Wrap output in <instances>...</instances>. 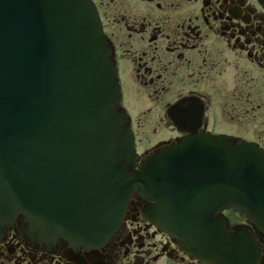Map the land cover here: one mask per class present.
Returning a JSON list of instances; mask_svg holds the SVG:
<instances>
[{
	"label": "water",
	"instance_id": "1",
	"mask_svg": "<svg viewBox=\"0 0 264 264\" xmlns=\"http://www.w3.org/2000/svg\"><path fill=\"white\" fill-rule=\"evenodd\" d=\"M109 56L90 0H0V237L23 221L40 240L102 246L135 191L156 202L153 216L192 252L253 264L250 239L226 236L227 220L214 214L232 209L264 232L261 150L211 137L169 145L135 169ZM209 162L214 203L194 205L205 185L184 204L181 177L187 168L207 176Z\"/></svg>",
	"mask_w": 264,
	"mask_h": 264
},
{
	"label": "flooded vegetation",
	"instance_id": "2",
	"mask_svg": "<svg viewBox=\"0 0 264 264\" xmlns=\"http://www.w3.org/2000/svg\"><path fill=\"white\" fill-rule=\"evenodd\" d=\"M90 1L116 69L135 168L168 145L211 137L256 145L264 156V0ZM200 170L181 177V202L190 205L188 192L206 185L192 196L207 208L214 203L210 162L207 176ZM155 206L133 192L117 230L90 248L40 240L16 221L0 237V264H219L186 248L153 216ZM219 216L227 220L225 235L248 237L245 244L257 250L251 261L264 264V232L232 209Z\"/></svg>",
	"mask_w": 264,
	"mask_h": 264
},
{
	"label": "rangeland",
	"instance_id": "3",
	"mask_svg": "<svg viewBox=\"0 0 264 264\" xmlns=\"http://www.w3.org/2000/svg\"><path fill=\"white\" fill-rule=\"evenodd\" d=\"M127 100V99H126Z\"/></svg>",
	"mask_w": 264,
	"mask_h": 264
}]
</instances>
